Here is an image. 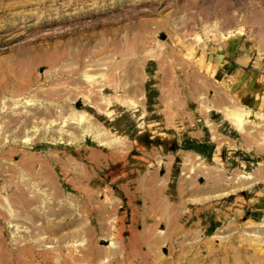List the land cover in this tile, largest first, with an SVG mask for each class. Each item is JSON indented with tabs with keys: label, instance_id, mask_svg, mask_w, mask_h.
<instances>
[{
	"label": "rangeland",
	"instance_id": "obj_1",
	"mask_svg": "<svg viewBox=\"0 0 264 264\" xmlns=\"http://www.w3.org/2000/svg\"><path fill=\"white\" fill-rule=\"evenodd\" d=\"M229 108L247 109L243 127ZM169 156L174 175L253 188L264 0H0V264H123L101 214L121 213L124 185ZM251 206V220L232 214L161 253L264 264V215Z\"/></svg>",
	"mask_w": 264,
	"mask_h": 264
},
{
	"label": "crops",
	"instance_id": "obj_2",
	"mask_svg": "<svg viewBox=\"0 0 264 264\" xmlns=\"http://www.w3.org/2000/svg\"><path fill=\"white\" fill-rule=\"evenodd\" d=\"M245 110L229 108L226 112L239 127H243L236 115ZM170 160L167 169L146 168L124 185L125 203L121 213L118 209L112 214H101L108 217L102 219V227H106L108 238L118 242L116 252L122 254L120 261L123 264H173L170 251L161 253L166 245L187 241L195 234L213 235L232 214L237 221L240 218L251 220V217L244 216L246 204L252 205L248 208L253 215H264V194H258V186L264 184V163L243 176L250 180L253 188L239 194L227 188L223 173L209 171L205 175L206 180L201 183L192 174L194 168L185 175H174L175 159ZM253 192L258 195H252ZM240 220L239 223L233 222L240 224Z\"/></svg>",
	"mask_w": 264,
	"mask_h": 264
},
{
	"label": "bare ground",
	"instance_id": "obj_3",
	"mask_svg": "<svg viewBox=\"0 0 264 264\" xmlns=\"http://www.w3.org/2000/svg\"><path fill=\"white\" fill-rule=\"evenodd\" d=\"M106 44L109 46V45H110L109 41H108V43H106ZM107 45H105V46H106V47H105L106 50H107V47H108ZM108 50H109V49H108ZM59 59H60V58H59ZM88 77H89V76H88ZM90 77H91V76H90ZM90 77H89V78H90ZM90 79H91V78H90ZM245 111H246V110H245ZM245 111H244V112H245ZM239 113H241V112H239ZM242 114L244 115V113H242ZM247 114H249V113H245V115H247ZM251 114H252V113H251ZM251 114H250V115H251ZM245 115L243 116V119H242V120H244V118L247 117V116H245ZM237 117H238V116H237ZM237 117H236V118H237ZM248 117H249V116H248ZM238 118H240V117H238ZM238 118H237V121H238V120H241L242 117H241L240 119H238ZM239 122H240V121H239ZM240 123H241V122H240Z\"/></svg>",
	"mask_w": 264,
	"mask_h": 264
}]
</instances>
